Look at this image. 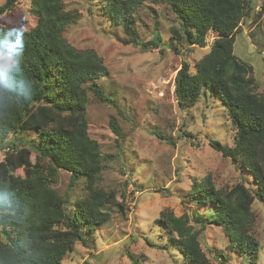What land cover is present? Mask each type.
Instances as JSON below:
<instances>
[{"label": "trees", "instance_id": "obj_1", "mask_svg": "<svg viewBox=\"0 0 264 264\" xmlns=\"http://www.w3.org/2000/svg\"><path fill=\"white\" fill-rule=\"evenodd\" d=\"M16 1L0 5V17ZM151 1L168 4L179 21V27L171 28L175 41L206 49L207 37L215 35L209 53L195 64L194 71L182 63L175 77L177 103L183 110L192 107L207 89L225 101L236 130L235 144L228 149L211 141V146L251 173L257 186L255 191L244 183L223 189L210 176L196 179L188 193L194 212L176 216L164 210L158 222L190 264H212L199 240L209 225L223 230L229 250L257 264L260 243L253 234V204L255 200L264 203V95H259L260 84L234 51L237 34L252 16L251 3ZM145 2L106 0L102 11L132 37L136 15ZM261 9L258 16L264 22V3ZM31 13L39 20L36 29L22 32L0 27V55L11 54L13 60L7 73L0 71V145L8 149L0 161V264H62L78 241L88 246L96 229L111 218L105 208L117 205L115 191L98 187L103 158L99 143L89 135L87 118L88 92L102 103L111 102L97 85L98 79L110 75L109 69L94 50H78L65 38L80 15L67 10L64 0H31ZM18 33L22 41H17ZM125 44L148 50L162 42L157 34L147 42L132 37ZM111 128L123 137L114 119ZM30 130L40 135L34 148L36 159L33 150L21 148L19 141L7 143L9 136ZM60 170L71 174L70 190L85 178V194L75 201L72 211L52 188ZM210 204L213 209L208 213L197 212Z\"/></svg>", "mask_w": 264, "mask_h": 264}, {"label": "rangeland", "instance_id": "obj_2", "mask_svg": "<svg viewBox=\"0 0 264 264\" xmlns=\"http://www.w3.org/2000/svg\"><path fill=\"white\" fill-rule=\"evenodd\" d=\"M6 1L0 0V5ZM247 1L252 16L237 34L234 51L260 84L259 95H264V22L258 16L264 0ZM64 2L67 10L80 15L66 30L65 38L78 50H94L110 72L98 79L97 85L111 102L102 103L88 92L87 118L89 135L99 143L103 158L98 187L115 191L117 205L105 208L111 218L96 229L88 246L78 241L62 264H190L159 224L160 213L171 210L176 216L191 215L195 207L188 193L194 180L206 176L218 188L229 189L238 183L252 191L257 188L251 173L211 146V141L228 149L235 144L236 130L225 101L207 89L192 107L183 110L177 103L175 77L182 63L187 62L194 71L195 64L209 53L215 35L207 37L206 49L175 41L171 28L179 27V21L170 6L146 0L136 15L132 37L147 42L158 34L162 44L143 50L125 44L132 37L103 13L106 0ZM38 25V18L31 13V0H17L13 9L0 17V27L5 29L29 32ZM12 63L9 55H0L1 72L7 73ZM112 119L122 138L113 132ZM15 138L9 136L7 143L19 141L21 148L33 150L34 159L39 157L34 152L40 143L36 131ZM7 150L0 145V161ZM70 181L71 174L60 170L52 188L72 211L75 201L85 194L86 182L82 177L70 190ZM211 209L210 204L197 212L205 214ZM253 211V234L260 243L257 264H264V203L255 200ZM199 240L212 264H250L247 256L228 249V238L216 225L207 226Z\"/></svg>", "mask_w": 264, "mask_h": 264}, {"label": "clouds", "instance_id": "obj_3", "mask_svg": "<svg viewBox=\"0 0 264 264\" xmlns=\"http://www.w3.org/2000/svg\"><path fill=\"white\" fill-rule=\"evenodd\" d=\"M16 39H17V41H22V39H23L22 34L18 33L16 36ZM8 55H9V58H11V54H8Z\"/></svg>", "mask_w": 264, "mask_h": 264}]
</instances>
